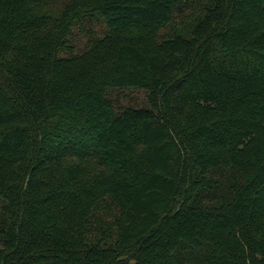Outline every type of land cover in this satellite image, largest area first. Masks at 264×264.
I'll return each instance as SVG.
<instances>
[{"label": "trees", "instance_id": "16d2710c", "mask_svg": "<svg viewBox=\"0 0 264 264\" xmlns=\"http://www.w3.org/2000/svg\"><path fill=\"white\" fill-rule=\"evenodd\" d=\"M0 264H264V0H0Z\"/></svg>", "mask_w": 264, "mask_h": 264}, {"label": "rangeland", "instance_id": "374dc122", "mask_svg": "<svg viewBox=\"0 0 264 264\" xmlns=\"http://www.w3.org/2000/svg\"><path fill=\"white\" fill-rule=\"evenodd\" d=\"M103 26L95 23L94 21L84 22V27L76 25L72 30L71 42L77 47H83L84 43L88 39V35L85 30L91 32V36L99 35L102 32ZM112 101H116L121 107L133 106L142 107L145 105V94L142 91L125 90V91H113L110 93Z\"/></svg>", "mask_w": 264, "mask_h": 264}]
</instances>
